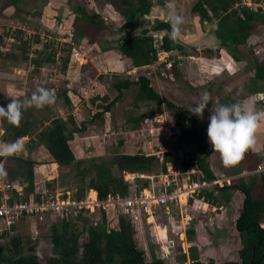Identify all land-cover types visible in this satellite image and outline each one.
I'll return each mask as SVG.
<instances>
[{"label":"trees","instance_id":"obj_1","mask_svg":"<svg viewBox=\"0 0 264 264\" xmlns=\"http://www.w3.org/2000/svg\"><path fill=\"white\" fill-rule=\"evenodd\" d=\"M3 1L6 6L17 8L20 1L31 0ZM263 1L254 0L253 2L259 5ZM106 2L115 5L119 14L125 19L121 28L115 31L111 30L100 13L93 11L89 15L84 7L75 10L73 22L74 24L77 21L87 22L89 27H95L102 33H120L122 36L124 32L125 36H120L114 44L108 45L106 48H116L118 50L124 62L125 72L132 68L153 66L158 61L160 51L167 53L186 51V47L177 42L178 39L171 37V24L155 21L151 24V27H147L151 21L148 17L152 8L151 0H106ZM191 13L200 19L201 24L204 22H217L214 33L219 41L218 50H225L235 62H247L249 59L248 54L253 56L246 66L248 72L254 74L247 95L261 94L263 91L260 82H264V60L252 52L247 43L253 34L254 27L258 23H264V9L261 7L250 9L241 0H196L191 7ZM139 28L141 31L136 37L134 32ZM163 30L167 34L161 38L160 44L157 45L153 33ZM9 38H13L14 43L10 44V51H4L3 49ZM36 44H41V46L35 49V56L30 57L32 47ZM66 47L61 49L62 54L66 53L61 58L63 69H67L71 60V49ZM104 49L98 48L97 52H103ZM246 49L248 53H246ZM207 50L202 56L212 51L211 49ZM87 53L92 56L89 51ZM0 59L10 61L13 64L31 63L35 68L43 69L57 64L58 48L51 39L42 43L40 37H26L23 30L15 29L12 32L8 28L1 27ZM159 74L162 75L161 71H159ZM177 74L178 72H175L174 75ZM115 76L118 78L111 87L112 90L117 92V96L104 109H99V106L103 105L106 96L92 101V105L96 108L98 106V109L91 119H84L77 112H73V105L66 90L55 93V104L61 103L60 100L63 99L65 105L68 106L66 119L55 115L51 105L40 109L36 108L42 114L39 116L33 113L32 108L24 110L19 126H14L8 123L6 118L0 117V141L2 143H10L17 138L27 137L29 142L26 147L29 152L37 150L46 158L45 162H39L31 155L17 154L11 157H0V163L4 159H9L19 161L24 165L23 172L22 170L18 172L19 168H5L7 173L5 182L20 189L18 191L13 188L10 191V202L14 198L29 201L40 191L48 193L52 182L47 181V176L53 174V168L72 169L70 178L75 182V196L77 199L90 192L96 195L100 201H106L109 197L127 198L132 196L134 192L150 187L151 181L148 178H138L134 185L139 184L140 186L133 189L125 179L124 173L153 176L155 184H162L160 177L168 174L167 164L172 161L171 153H166L161 160L159 156L146 155L143 152H124L115 154L111 160L106 161L102 157H79L73 147L72 143L78 133L86 131L90 125L102 126L105 124L107 115L112 112L115 102L131 98L135 110L146 109L142 113H137L136 116H133V112H136L134 109L128 110L131 117L129 116L126 121L130 125V131H135L141 127L147 118L148 110L152 108L150 104H163L164 100L152 86L150 76L141 74L136 78H130L125 73ZM31 95L16 97L15 99L23 101ZM10 102V99L6 100L2 107L6 109ZM165 104L168 110L177 109L179 126L183 127L187 122H191L194 126L191 133L181 134L180 140L184 145L196 144L199 148V154L196 163H185L184 167L188 169L199 168L207 179L210 178L211 175L207 168L209 154L206 152V144L198 132L200 130L199 124L203 119L193 115L187 108L177 107L170 102ZM153 111L162 112L161 109ZM191 161H193L192 158ZM43 170H46L47 173H44ZM18 173L22 175V178L18 177ZM251 185L259 192L254 194L251 192L252 188L251 190L244 189L247 196L241 215L236 223L241 237V248L238 250L239 260L226 261L221 264H264V258H262L264 254V229L260 227L264 221V174L261 175V180L253 181ZM214 191V189H210L204 192L206 199L213 201V204L216 203ZM1 204L2 196L0 193ZM107 210L108 208L98 210L101 214L100 222H94L92 214L88 215L89 212L94 214L91 211L84 210L76 216L69 213L62 216L52 214L54 220L50 224L48 235L51 252L43 263L185 264L187 262L188 258L182 252L178 238L176 239L177 243L176 241L171 242L172 245L169 249L172 256L170 260L163 259L159 243L150 239L146 243L141 241L138 234V223L132 215L113 221L109 220ZM195 234L196 232L193 229L187 232L190 240ZM13 235L10 236L7 232L1 235V239L11 238L9 241L5 239L4 245L0 244V264H42L32 248L24 253V248L21 246L20 239H18L20 236ZM82 238H84L83 241H81ZM10 247L13 248V251H9ZM189 252V259L192 264H217L213 259H199L196 247H191Z\"/></svg>","mask_w":264,"mask_h":264},{"label":"rangeland","instance_id":"obj_2","mask_svg":"<svg viewBox=\"0 0 264 264\" xmlns=\"http://www.w3.org/2000/svg\"><path fill=\"white\" fill-rule=\"evenodd\" d=\"M103 1L105 0H31L20 1L18 7L15 8L6 6L5 2L0 0V28L5 27L12 32L15 29L23 30L26 33V37H40L42 43L51 39L58 48L57 64L51 67H44L43 69H37L31 63L13 64L10 61L0 59V107L10 97L16 98L28 94L31 95L37 88L51 89L54 93L66 90L73 105V112H77L87 120L91 119L98 109V106L96 108L92 105V101L106 96L104 98L105 102H103V105L101 104L102 106H99V109H104L108 104L112 103L117 96V92L112 90L111 86L118 78L115 75H121L122 71H118L121 59L118 57L119 54H117L118 50L116 48L107 49L106 46L114 44L121 34L109 32L104 34L95 27H89L87 22L77 21L75 24L73 22L75 10L79 7H84L89 15L93 11L100 13L105 23L110 28H113V31L119 29L117 25L121 23L120 19L122 18H120L116 6L110 5V2ZM179 1L180 3L177 1L175 12L177 17L182 18L183 22L180 25V34L176 39H179V41L183 40V43L186 42L185 44L195 49L196 52L186 49L183 52L161 53L157 63L148 69L140 71L141 74L151 77L152 86L161 95L164 100L163 104H150L152 108L148 110L147 118L141 127L135 131H130V125L127 124L126 120L129 116L131 117L128 110H135L133 100L127 98L126 100L122 99L115 102L112 112L107 115L104 125H90L86 131L78 133L72 144L79 157H102L108 161L118 153L143 152L146 155L159 156L162 160L166 153H171L172 161L167 164L168 174L178 171V167L182 170H187L188 168L184 167L185 163L194 164L197 161L196 156L199 154V148L197 145H184L180 140V135L191 133L194 130V126H192L191 122H187L183 127L179 126L177 109L168 110L165 103L170 102L177 107L190 109L196 106L203 93L207 92L210 94L212 99L205 109L202 120L203 126L200 129L204 135L202 138H204L203 142L206 144L205 149L209 151L208 146L210 144L207 137V127L212 103L231 105L233 102L242 100L247 95L246 91L252 85V79L250 78L252 73L248 72L246 66L253 56L248 54L249 57H247L249 59L245 63L230 62V55L225 50H218L219 41L214 33L217 28V22H204L201 24L200 19L193 15V19L196 18L198 23L192 20L193 29H191V26H189L190 29H186L185 17L188 18L187 15L189 13L192 15L189 7H192L196 0ZM241 1L244 5H246L245 3H251L253 7L258 6L264 9V1L259 5L254 4V0ZM186 7L188 8L186 9ZM122 36H125V33ZM108 41H110V44L107 43ZM155 41L157 45L160 44L161 38L159 35H155ZM12 43H14V39L9 38L3 50L10 51V44ZM247 45L252 52L264 60V23H258L254 27L253 35L248 40ZM40 46L41 44L33 45L30 57L35 56V49L40 48ZM66 46L71 49V60L67 69H63L61 58L66 53L62 54L61 49ZM98 48L105 49L103 52H97ZM207 49L212 51L202 56L205 51H208ZM87 51L92 56H89ZM246 53H248L247 49ZM98 54L103 56L99 57L101 59V63L100 61L98 63L99 66L94 68L91 62L92 64L94 63V57H98ZM109 60L111 61L110 67L107 66L108 64H104ZM102 64L107 67L106 70V67H103ZM172 65L175 66L171 67ZM159 71H161L162 75L159 74ZM175 72H178V74L174 75ZM262 90H264V86H262ZM60 101L61 103L52 104L51 107L55 115L66 119L68 106L65 105L63 99ZM263 103L260 105L261 107L263 106L261 109H264ZM155 109H161L162 112L153 111ZM144 110L146 109L135 110L136 112H133V116H136L137 113H142ZM32 111L38 116L41 114L35 107H32ZM200 131L199 134L201 135ZM23 139L25 148L19 154L31 155L34 156L36 161L45 162L46 158L37 150L29 152L26 147L29 138ZM0 143L2 142L0 141ZM191 158L193 161H191ZM0 166L4 170L7 167L19 168L18 172L21 171L20 167H24L21 162L9 159H4ZM53 170V174L47 176V181L52 182L51 188L48 190L49 195L54 191L59 193L68 191L75 196V182L70 178L72 169L53 168ZM43 171L47 173L46 170ZM170 175L172 177V174ZM18 177L22 178V175L18 173ZM128 178L130 179L128 183L131 184L133 189L140 186L139 184L134 185L138 178ZM3 184H5V177H0L1 196L5 193V189L1 188ZM105 207L108 208L109 220L118 221L132 215L138 223V234L141 241L146 243L150 239L159 243L163 259L170 260L172 256L170 255V249H165L167 243L171 244L174 241L177 243L176 239L178 238L179 245L183 247V242L176 236L182 230L181 219L175 214L176 209L173 210L174 213L172 212L171 215L163 214L161 216L160 214L159 218L153 220L154 222L152 221L151 224L148 222L147 216L142 212L133 214L131 211L112 203ZM201 211V209L194 210L196 213L192 214L194 220L189 230L193 229L195 232L202 230L204 232L203 227H199V224L203 226L201 219L198 218L199 213H197ZM89 214H92L94 222L101 221V214L98 211H95L94 214L89 212ZM53 220L52 214H48L42 218H25L14 227H8L6 222L0 218V244L4 245L6 240L9 241L11 238L1 239V235L5 232L9 233L10 236L13 234L19 235L18 239L21 241L24 253L29 248H32L42 264H44V259L51 252L48 235L50 224ZM154 226L157 228L154 229ZM164 228L168 235L166 240H164L165 237L162 239L163 234H159ZM231 234V237L224 240L226 244H229V241L233 242L234 231ZM210 236L216 241L219 234L213 231ZM197 238L196 235L193 237L194 243L198 241ZM202 239L205 238L203 237ZM209 239L208 235L207 240L209 241ZM190 243L192 245L191 240L189 241ZM9 251H13V248L10 247ZM186 264L189 263L187 262Z\"/></svg>","mask_w":264,"mask_h":264},{"label":"crops","instance_id":"obj_3","mask_svg":"<svg viewBox=\"0 0 264 264\" xmlns=\"http://www.w3.org/2000/svg\"><path fill=\"white\" fill-rule=\"evenodd\" d=\"M177 1L180 3L179 0H176V1L167 0L166 4L164 3L163 0H151V3L153 5V10H154V11L152 10V14H154V15H155L156 9L165 8L166 5H168V4L172 5L171 16H172L173 20L170 21V19L169 20L164 19V18L158 17L156 15L153 16L150 20H153V22H155V21H161V22H166V23L171 22V24H172V22L177 18V14L175 12L177 9V4H178ZM103 2H106V0ZM155 3H156L157 8L154 9ZM110 5H112L111 2H110ZM187 8L188 7H186V9ZM189 8L191 9V6ZM187 16H188V18L185 17V23L187 24L186 29L187 28L190 29L189 26H191V29H193V25L191 24V22H192V20L197 22V19L196 18L193 19V15H190V13ZM184 28H185V26H184ZM180 41L182 42L183 40H180ZM184 43H186V42H184ZM117 54H119V53H117ZM102 56L103 55L98 54V57L97 56H95L96 58L94 57V63L95 64L94 63L92 64V62L90 61L91 65L94 68L99 66L98 63H99V61L101 63L100 58ZM118 57H119V59H121L120 55H118ZM110 62L111 61L109 60V61H106V63H104V64H108L107 66H109ZM230 62H232V63H245V62H235L232 58H231ZM104 64H102V66L106 67ZM119 66H118V71L119 70L122 71L121 74L125 73V75H127L130 78H136L133 76H136L137 74L140 75L141 74L140 71H142L144 69H148L151 67V66H147L145 68L144 67L132 68V69L125 72V66H124V62L122 59L119 62ZM106 69H107V67L105 68V70ZM249 73H252V72H249ZM100 74H102V73H100ZM253 76H254V74L252 73L250 78L252 79ZM260 84H262V85H260V87L262 88V86H264V82H260ZM249 89H247V90L249 91ZM248 91H246L247 94H248ZM262 91L263 92L261 94H264V90H262ZM263 96L264 95L257 96V105H256L257 108L261 109L263 107V106L262 107L260 106L261 103L264 102ZM247 97H249V96L246 95L244 98H242V100L247 98ZM236 102H233V103H236ZM84 103L86 104V102H84ZM199 125H200L199 128L202 129L203 122L201 121V123ZM201 135H202L201 137H204L202 132H201ZM192 146H196V144H193ZM208 150L209 151H206L209 154L208 160H207V168H208L210 175H211V176H209L210 179L222 178V179L226 180V184L224 187H214L213 188L215 190L213 192V194L215 196L214 200H216L215 204H213V201H208L209 202L208 208L207 209L205 208L201 212H197V213H199L198 218L201 219V223H203V226L201 224H199V227H201V228L203 227V230H204V232L202 230L201 231L196 230L197 232L195 235L198 237L197 238L198 241L197 242L195 241V243H194V241L191 240L192 245H191V243L189 244L190 240H189L188 235H187L188 230L184 231L182 229L181 232L178 235H176L183 242L182 252L184 254H186V256L188 258L187 262L189 264H191V261L189 259V253H190L189 250L191 247H196L199 259H204V260L213 259L217 264H221V263L226 262V261L228 262V261H238L239 260L240 256H239L238 250L241 248V237H240V233L238 232L236 223H237V220L239 219V217L241 215V210L244 206V202H245V199L247 196L244 189L251 190V188H252L251 192L254 194L259 192L253 188L251 183H253V181L257 182V181L261 180V175L264 174V171H262V172L258 171V167H262L264 169V128H262L261 131H259L256 134L255 150H249V152L246 153L245 158L240 162V164L238 166L225 167L220 156H219V154L212 152L211 145L208 146ZM196 159H197V156H196ZM20 170H22V172H23L24 168L20 167ZM177 170H179L180 172L183 171L179 167L177 168ZM128 177H130L132 179L147 178L146 175H141L138 173H132V174L131 173H129V174L125 173V179H127V181L130 180ZM189 213L193 214L196 212H194V210H193V211H190ZM160 214L162 216L163 214H166V212H164V210H162V209L158 210L157 213L155 214L154 218L149 219L148 222H150L152 224V221L158 219ZM175 214L179 217L178 211H176ZM192 214L191 215L189 214L190 219H191V224L193 223V220H194ZM192 225H190V228L192 227ZM260 227L262 229H264V221L261 223ZM156 228L157 227L154 226V229H156ZM205 230H206V232H205ZM213 231H216L219 234L216 241L214 240V238H212L210 236ZM233 231H234L233 242L231 243L229 241V244H226L224 240H226V238H228V237H231V235H232L231 233ZM202 232H203V235H202ZM159 234L160 235L163 234L162 239H164V237H165L164 240L168 239L167 231L165 228ZM208 235L210 237L209 241L207 240ZM203 237L205 239L201 240V238H203ZM171 245L172 244L168 243V245H167L168 250L171 247ZM262 258H264V254L262 255ZM187 262H185V264Z\"/></svg>","mask_w":264,"mask_h":264},{"label":"built area","instance_id":"obj_4","mask_svg":"<svg viewBox=\"0 0 264 264\" xmlns=\"http://www.w3.org/2000/svg\"><path fill=\"white\" fill-rule=\"evenodd\" d=\"M245 4L250 9L259 8L258 6L253 7L251 3ZM161 53L168 54L165 51H160L158 58ZM258 171L262 172L264 169L258 167ZM170 174H172V177H170ZM147 178L151 181L150 187L134 192L132 196L127 198L109 197L106 201H100L91 192L77 199L68 191L66 193L54 191L50 195L45 191H40L29 201L14 198L10 202V191L13 188L18 191L20 189L5 182L1 187L5 189V193L2 196V204L0 205V218L6 222L8 227H12L25 217L42 218L48 214L62 216L66 213L76 216L84 210L95 212L101 208L105 209L107 208L106 205L112 203L131 211L133 214L142 212L148 220L153 219L160 209L164 210L167 215H171L173 210L176 209L179 212L182 229L186 231L191 225L190 216L187 214L193 210L207 209L209 206L204 192L214 187H224L226 184V180L222 178L207 179L199 168H191L181 172L178 170L163 175L160 177L162 181L160 185L155 184L153 176H147ZM167 245L165 246L166 250H168Z\"/></svg>","mask_w":264,"mask_h":264},{"label":"clouds","instance_id":"obj_5","mask_svg":"<svg viewBox=\"0 0 264 264\" xmlns=\"http://www.w3.org/2000/svg\"><path fill=\"white\" fill-rule=\"evenodd\" d=\"M182 18L177 17L171 25V37L177 38L180 34ZM141 29L134 35L137 37ZM256 94L249 96L231 105L212 103L209 124L207 127L208 142L212 152L219 154L225 167H235L245 158L249 150H255L256 134L264 128V109L257 108ZM209 93L202 94L196 106L190 108L193 115L203 119L205 109L211 101ZM7 108L0 107V117L6 118L8 123L19 126L24 110L35 107L37 109L55 104L56 95L53 90L37 88L29 98L23 101L10 97ZM24 139L17 138L10 143H0V157H11L24 151ZM7 173L0 166V177Z\"/></svg>","mask_w":264,"mask_h":264},{"label":"flooded vegetation","instance_id":"obj_6","mask_svg":"<svg viewBox=\"0 0 264 264\" xmlns=\"http://www.w3.org/2000/svg\"><path fill=\"white\" fill-rule=\"evenodd\" d=\"M164 1V3L166 4V1L167 0H163ZM171 7H172V5H170V4H168V5H166V7L165 8H162V9H156L155 10V15L156 16H158V17H162V18H164V19H170V21H172L173 20V18H172V16H171ZM155 8H157V6H156V3L154 4V9ZM152 10H153V5H152V8H151V12H150V16H148L150 19L153 17V16H155L154 14H152ZM154 11V10H153ZM120 18H122V19H120L121 20V23L119 24V25H117V27H119V28H121L122 27V25L124 24V22H125V19L120 15ZM154 22H153V20H151L150 21V23L147 25V27H151V24H153ZM169 23V22H168ZM169 24H171V22L169 23ZM172 25V24H171ZM111 30H113V28H110ZM124 33V32H123ZM104 34H106V33H104ZM154 34V36L155 35H159L160 36V38H162L164 35H166L167 34V32L166 31H160V32H155V33H153ZM179 40V39H178ZM107 43H110V41H108ZM188 46V45H187ZM98 47V46H97ZM187 50H189V51H195V49H193V48H191V47H189L188 46V48H186ZM196 52V51H195Z\"/></svg>","mask_w":264,"mask_h":264},{"label":"water","instance_id":"obj_7","mask_svg":"<svg viewBox=\"0 0 264 264\" xmlns=\"http://www.w3.org/2000/svg\"><path fill=\"white\" fill-rule=\"evenodd\" d=\"M177 42H178L180 45H182V46L188 48V46H187L185 43H183V42H181V41H179V40H177Z\"/></svg>","mask_w":264,"mask_h":264},{"label":"bare ground","instance_id":"obj_8","mask_svg":"<svg viewBox=\"0 0 264 264\" xmlns=\"http://www.w3.org/2000/svg\"><path fill=\"white\" fill-rule=\"evenodd\" d=\"M129 174V173H128ZM132 174V173H131Z\"/></svg>","mask_w":264,"mask_h":264}]
</instances>
